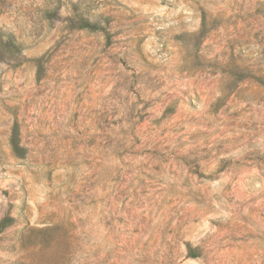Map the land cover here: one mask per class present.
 <instances>
[{"label":"rangeland","instance_id":"1","mask_svg":"<svg viewBox=\"0 0 264 264\" xmlns=\"http://www.w3.org/2000/svg\"><path fill=\"white\" fill-rule=\"evenodd\" d=\"M3 220L0 264H264V0H0Z\"/></svg>","mask_w":264,"mask_h":264},{"label":"trees","instance_id":"2","mask_svg":"<svg viewBox=\"0 0 264 264\" xmlns=\"http://www.w3.org/2000/svg\"><path fill=\"white\" fill-rule=\"evenodd\" d=\"M47 12L49 14H55V11H52V10H48ZM76 27L78 29H89V30H97L99 28L96 23H92L91 21L85 18L79 19V22L77 23ZM9 42L10 44L14 43V39L12 36L9 37ZM5 226H6V223H5V220H3L2 223L0 224V232Z\"/></svg>","mask_w":264,"mask_h":264}]
</instances>
